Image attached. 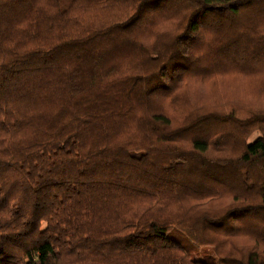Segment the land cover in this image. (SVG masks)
I'll return each mask as SVG.
<instances>
[{"label":"trees","instance_id":"obj_1","mask_svg":"<svg viewBox=\"0 0 264 264\" xmlns=\"http://www.w3.org/2000/svg\"><path fill=\"white\" fill-rule=\"evenodd\" d=\"M202 56L264 67V0H0V264H264V107L161 103Z\"/></svg>","mask_w":264,"mask_h":264},{"label":"rangeland","instance_id":"obj_2","mask_svg":"<svg viewBox=\"0 0 264 264\" xmlns=\"http://www.w3.org/2000/svg\"><path fill=\"white\" fill-rule=\"evenodd\" d=\"M211 60V56H202L199 63L200 71L194 72L181 84L176 91L177 98L175 100L167 98L161 102L165 106L164 110L172 115L173 119L180 120L191 110L195 113L218 110L246 115L250 109L264 107L263 66L257 68L259 71H254L250 67L241 65L231 67L220 62L217 68L211 70ZM205 65L209 67L207 74L201 72L206 68ZM259 133L260 130H254L249 136L250 140ZM223 195L224 198L220 202L227 203L230 194L224 192ZM170 237L180 243L193 258L218 257L211 246L195 247L181 232L170 231ZM232 240L236 245L244 246L251 241L245 235L235 236ZM256 249L261 250V245Z\"/></svg>","mask_w":264,"mask_h":264}]
</instances>
